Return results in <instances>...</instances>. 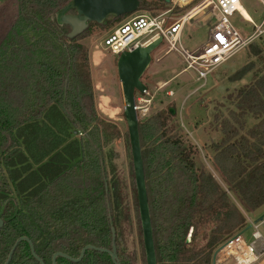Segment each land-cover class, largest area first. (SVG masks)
<instances>
[{"label": "trees", "instance_id": "1", "mask_svg": "<svg viewBox=\"0 0 264 264\" xmlns=\"http://www.w3.org/2000/svg\"><path fill=\"white\" fill-rule=\"evenodd\" d=\"M73 0H18V15L0 42V264L26 237L45 264L63 253L79 258L86 246L120 254V192L108 188L104 148L110 143L95 106L88 51L80 44L93 25L73 34L65 21ZM154 1V0H152ZM140 11L164 9V0H140ZM127 16L114 17L117 25ZM32 33L34 37L28 38ZM264 77L258 84L262 87ZM246 96H261L251 88ZM264 114V102L251 107ZM172 114V112L170 111ZM159 113L140 125L145 175L158 264H213V253L244 229L246 220L205 168H196L192 150L165 131ZM215 147L216 165L251 211L264 206V120L248 138L232 143L235 128ZM216 223L206 244L187 234ZM226 235V236H225ZM225 236V237H224ZM114 264L89 250L79 263ZM10 264H40L21 242Z\"/></svg>", "mask_w": 264, "mask_h": 264}, {"label": "rangeland", "instance_id": "2", "mask_svg": "<svg viewBox=\"0 0 264 264\" xmlns=\"http://www.w3.org/2000/svg\"><path fill=\"white\" fill-rule=\"evenodd\" d=\"M201 1L197 0L192 5L183 7L167 4L164 9L152 8L144 12L152 16L164 14L171 24L185 16ZM243 1V7L259 25L264 16L260 0ZM199 12L201 10L190 18L191 21L182 35L183 47L191 51L199 49L209 41L214 23L210 12L198 15ZM17 15L18 0H0V42L8 35ZM113 18L109 17L102 26L93 25L90 35L80 44L88 51L95 110L102 127L108 130L110 137V143L103 153L104 169L108 177V188L116 184L120 192V254L129 264H147L130 138L117 70L119 57L104 52L101 46L107 34L116 27ZM233 21L243 33H252L253 27L238 15ZM27 36L30 39L34 37L32 33ZM166 51L163 44L153 53L152 64L142 78V82L147 86V93L136 95L139 123L145 125L159 113L168 118L165 130L168 136L180 138L192 153H195L191 158L196 168L203 167L213 176L249 226L250 222H256L264 216V206L257 211L249 210L234 185L218 168L214 158L217 153L215 147L225 138L223 128L227 131L231 128L237 130L232 143L240 142L242 138L254 142L251 132L263 123L264 114L255 113L251 107L264 102V83L262 87L258 84L264 77V33L248 48L233 56L205 82L196 81L191 71L183 72V59L175 52L165 55ZM252 87L256 88L261 96H246L241 93ZM215 228L214 221L202 226L195 230L190 240L196 246L202 247ZM253 231L254 228H251L247 232V240L251 238ZM258 231L264 234L263 227H259ZM191 232L192 228L188 231L187 240ZM217 249L219 246L213 253V259Z\"/></svg>", "mask_w": 264, "mask_h": 264}, {"label": "built area", "instance_id": "3", "mask_svg": "<svg viewBox=\"0 0 264 264\" xmlns=\"http://www.w3.org/2000/svg\"><path fill=\"white\" fill-rule=\"evenodd\" d=\"M196 1L183 5L177 0H171V4L183 7L192 5ZM243 2V0H202L185 16L171 24L168 23L164 14L152 16L139 11L127 16L116 25L104 38L101 46L104 52L119 57L124 52H132L139 46H146L162 37V45L164 44L167 50L165 55L177 53L185 65L183 72L191 71L196 81L205 82L233 56L248 48L264 33V16L259 25L254 19L251 22L246 21L253 27L251 34L243 33L234 23L233 19L236 15L242 18L240 6H244ZM260 2L264 9V0ZM203 4L205 6L198 15L208 11L213 15L214 23L210 30L209 41L199 49L191 51L182 45L184 29L191 21L186 19L196 7ZM249 224L219 246L214 255L213 264H264V234L258 231L259 227L264 228V216L262 220ZM251 228L255 231L247 240L246 234ZM191 238L192 232L187 241L190 242Z\"/></svg>", "mask_w": 264, "mask_h": 264}, {"label": "water", "instance_id": "4", "mask_svg": "<svg viewBox=\"0 0 264 264\" xmlns=\"http://www.w3.org/2000/svg\"><path fill=\"white\" fill-rule=\"evenodd\" d=\"M166 4H171V0H164ZM140 0H73L67 10H75L74 15H67L65 21L72 25L73 34L81 33L89 27L90 23L103 24L109 17H123L135 14L140 11ZM163 43V38L159 37L146 46H139L132 52L122 53L117 60V70L120 83L123 112L128 126L130 146L133 158V168L138 194L139 213L143 232V241L147 264H158L156 247L154 242V229L150 213L148 199L147 181L143 159V149L140 137V123L138 118V108L136 95L146 94L147 86L142 82V78L153 61V53L157 51ZM173 113V112H172ZM263 219V216L260 220ZM3 221L0 220V233L3 228ZM113 245L112 250L98 249L94 246H86L79 258H72L65 254H56L53 263L56 264L57 257L61 256L71 262H81L89 250H97L108 254L114 264H121L118 257L116 244L117 233L112 228ZM26 241L30 244L34 258L45 264L35 253V248L30 239L20 238L13 250L10 252L5 264H10L17 246Z\"/></svg>", "mask_w": 264, "mask_h": 264}, {"label": "bare ground", "instance_id": "5", "mask_svg": "<svg viewBox=\"0 0 264 264\" xmlns=\"http://www.w3.org/2000/svg\"><path fill=\"white\" fill-rule=\"evenodd\" d=\"M192 1L193 0H177L178 3H181L183 5L190 4ZM205 4H203L202 6L196 7L191 12L190 16L186 20H189L193 16L194 13L198 12L199 10H202L204 8ZM240 13H241V16H242V18L244 20H246L247 22H251L252 21L251 16L248 14V12L245 10V8L242 5L240 6Z\"/></svg>", "mask_w": 264, "mask_h": 264}, {"label": "flooded vegetation", "instance_id": "6", "mask_svg": "<svg viewBox=\"0 0 264 264\" xmlns=\"http://www.w3.org/2000/svg\"><path fill=\"white\" fill-rule=\"evenodd\" d=\"M35 248V247H34ZM57 254H59V253H57ZM63 254V253H62ZM56 255V254H55ZM54 255V256H55ZM54 256H53V258H54ZM59 257H61V256H59ZM59 257H57V259L59 258ZM53 258H52V262H53ZM57 259H56V262H57ZM42 260V259H41ZM43 261V260H42ZM54 264V263H53ZM56 264H58V263H56Z\"/></svg>", "mask_w": 264, "mask_h": 264}, {"label": "crops", "instance_id": "7", "mask_svg": "<svg viewBox=\"0 0 264 264\" xmlns=\"http://www.w3.org/2000/svg\"><path fill=\"white\" fill-rule=\"evenodd\" d=\"M249 14V13H248ZM250 15V14H249ZM251 16V15H250ZM252 18V17H251ZM246 21V20H245ZM252 21H253V18H252Z\"/></svg>", "mask_w": 264, "mask_h": 264}]
</instances>
